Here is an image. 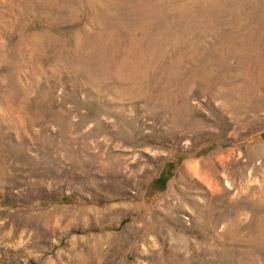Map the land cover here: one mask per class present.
Wrapping results in <instances>:
<instances>
[{
	"label": "rangeland",
	"instance_id": "obj_1",
	"mask_svg": "<svg viewBox=\"0 0 264 264\" xmlns=\"http://www.w3.org/2000/svg\"><path fill=\"white\" fill-rule=\"evenodd\" d=\"M0 264H264V0H0Z\"/></svg>",
	"mask_w": 264,
	"mask_h": 264
}]
</instances>
